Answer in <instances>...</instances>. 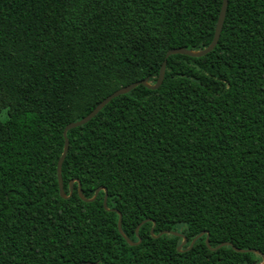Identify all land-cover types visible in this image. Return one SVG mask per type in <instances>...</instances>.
Segmentation results:
<instances>
[{"label": "trees", "instance_id": "obj_1", "mask_svg": "<svg viewBox=\"0 0 264 264\" xmlns=\"http://www.w3.org/2000/svg\"><path fill=\"white\" fill-rule=\"evenodd\" d=\"M222 3L0 0V264L262 261L235 247L264 253V0H228L210 52L69 129L59 189L65 126L207 47ZM202 231L230 244L188 249Z\"/></svg>", "mask_w": 264, "mask_h": 264}, {"label": "water", "instance_id": "obj_2", "mask_svg": "<svg viewBox=\"0 0 264 264\" xmlns=\"http://www.w3.org/2000/svg\"><path fill=\"white\" fill-rule=\"evenodd\" d=\"M227 5H228V0H223L222 7H221V10H220V13H219L218 20H217V24H216V28H215V32H214L213 39H212L211 43L207 47H205L203 49H200V50H190V49H186L184 47H176V48L169 49L167 51L165 60H164V62L162 64V66H161L159 76H158V78H157V80H156V82L154 84H151L147 79H141V80H137L135 82H132L130 84L124 85V86L120 87L119 89L115 90L114 92H112L111 94H109L108 96H106L104 99H102L95 106V108L93 110H91L86 116H84L83 118H81L79 120H75V121L69 122L65 126V128L63 130V135H64V138H65V146H64V150H63L61 156L59 157L58 164H57V174H58L59 189H60V194H61L62 197H65L66 198V197L71 196L72 191H73V182L76 180V179L71 180V182H70V187H71L70 193L69 194H66L65 189H64L63 178H62V174H61V167H62V164L64 162V159H65V157L67 155V152L69 150V144H70V142H69V138H68V135H67L68 130L71 129V128H74V127H77V126H80V125H83V124L87 123L109 101H111L114 97H116V96H118L120 94L129 92L130 90H132L133 88H135L139 84H144V85H147L148 87H151V88H158L162 84V82H163V79H164V76H165V69H166L167 57L169 55H171L173 53H182V54H188V55H192V56H202V55H205L208 52H210L215 47V45L217 44V42L219 40L220 33L222 31V27H223V23H224V19H225V16H226ZM101 189L105 190V196H104L103 203H104V206L107 208V197H108V193H107V189L105 187H102V186L97 187V189H96V191L94 193V196L91 197V198H87L83 194L81 185H79L78 194H79V196L83 200L90 201V200H93V199H95L97 197V195H98V193L100 192ZM113 210L118 211L116 208H113ZM144 221H146V220H144ZM118 229L124 235L123 230H122V214L121 213H119ZM151 233L153 234V229L151 230ZM164 233H172V234L181 236L183 238L181 244L178 246V249L179 250H181L182 249V246L187 243V237L183 233H181V232H179L177 230H167L166 229V230L161 231L158 235H162ZM205 233H207L206 244H207V246L210 249L215 250V249H217V248H219V247H221L223 245L230 244V242H222V243L218 244L216 247H212L210 245V243H209V233L206 232V231H202L199 234H197L191 240V242H190V244L188 246V249L191 248L193 246L194 242L200 236H202ZM125 237H126L127 241L129 243H131V244H137V243H139L141 241L140 238H139L138 241H133L129 237H127V236H125ZM235 249L238 250V251H241V252L253 251V252L259 253L262 256V261L260 263H258V264H264V253H262L260 250L255 249V248L242 249V248H237V247H235Z\"/></svg>", "mask_w": 264, "mask_h": 264}, {"label": "rangeland", "instance_id": "obj_3", "mask_svg": "<svg viewBox=\"0 0 264 264\" xmlns=\"http://www.w3.org/2000/svg\"><path fill=\"white\" fill-rule=\"evenodd\" d=\"M6 116V110H4L3 114H2V117L5 118Z\"/></svg>", "mask_w": 264, "mask_h": 264}]
</instances>
